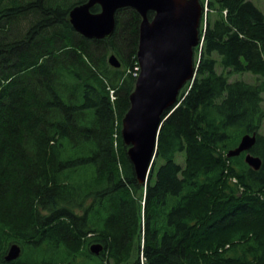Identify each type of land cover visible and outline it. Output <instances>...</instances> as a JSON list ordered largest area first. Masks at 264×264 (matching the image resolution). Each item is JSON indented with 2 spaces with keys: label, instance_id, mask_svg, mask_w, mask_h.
<instances>
[{
  "label": "trees",
  "instance_id": "1",
  "mask_svg": "<svg viewBox=\"0 0 264 264\" xmlns=\"http://www.w3.org/2000/svg\"><path fill=\"white\" fill-rule=\"evenodd\" d=\"M85 1L0 0V264H264V12L203 0L194 77L140 184L120 128L141 17L118 9L109 37L87 38L68 15ZM252 133L257 170L227 156Z\"/></svg>",
  "mask_w": 264,
  "mask_h": 264
},
{
  "label": "water",
  "instance_id": "2",
  "mask_svg": "<svg viewBox=\"0 0 264 264\" xmlns=\"http://www.w3.org/2000/svg\"><path fill=\"white\" fill-rule=\"evenodd\" d=\"M99 6V11L91 8ZM129 7L141 17L138 30V74L129 95V108L121 119V138L137 180H147L156 153L158 132L166 111L177 105L181 88L195 74L194 48L199 44V26L203 15L200 0H86L69 11L72 28L84 37H109L115 28V13ZM152 12L151 18L147 13ZM113 67L120 62L114 54L108 57ZM255 133L245 134L238 145L227 152L237 156L244 152V161L252 169L260 167L261 159L250 153ZM103 245L89 246L99 254ZM20 247L10 245L5 260L16 259Z\"/></svg>",
  "mask_w": 264,
  "mask_h": 264
},
{
  "label": "rangeland",
  "instance_id": "3",
  "mask_svg": "<svg viewBox=\"0 0 264 264\" xmlns=\"http://www.w3.org/2000/svg\"><path fill=\"white\" fill-rule=\"evenodd\" d=\"M205 1V0H204ZM261 11L264 12V0H251ZM200 2L202 3L203 0H200ZM207 14H209V16L215 14L213 12H208V10H205V12L203 13L202 17H201V22H200V26H199V33L204 29V26H205V20H206V16ZM201 34V33H200ZM198 54V48H197V51L196 53L194 52V59H195V56ZM234 78H243L245 80H253L254 79V75L251 74V73H244V74H233L231 76V79H234ZM261 132L264 134V121H263V124H262V128H261ZM10 247V246H9ZM9 249V248H8ZM8 251V250H7ZM7 254V253H6ZM93 254V253H92ZM96 255V254H94ZM20 256V255H19ZM18 258V257H17ZM84 262H87L89 264H91V262L88 260V259H83V258H79L78 260V264H85Z\"/></svg>",
  "mask_w": 264,
  "mask_h": 264
}]
</instances>
